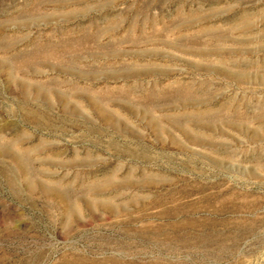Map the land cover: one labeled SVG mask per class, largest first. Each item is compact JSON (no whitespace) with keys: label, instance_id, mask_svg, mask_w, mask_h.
I'll use <instances>...</instances> for the list:
<instances>
[{"label":"rangeland","instance_id":"rangeland-1","mask_svg":"<svg viewBox=\"0 0 264 264\" xmlns=\"http://www.w3.org/2000/svg\"><path fill=\"white\" fill-rule=\"evenodd\" d=\"M0 264H264V0H0Z\"/></svg>","mask_w":264,"mask_h":264}]
</instances>
